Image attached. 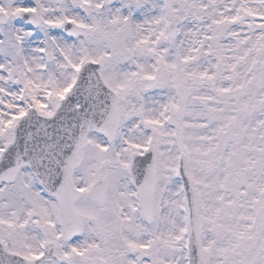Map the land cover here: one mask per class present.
Here are the masks:
<instances>
[{
	"label": "snow or ice",
	"instance_id": "1",
	"mask_svg": "<svg viewBox=\"0 0 264 264\" xmlns=\"http://www.w3.org/2000/svg\"><path fill=\"white\" fill-rule=\"evenodd\" d=\"M0 264H264V0H0Z\"/></svg>",
	"mask_w": 264,
	"mask_h": 264
}]
</instances>
